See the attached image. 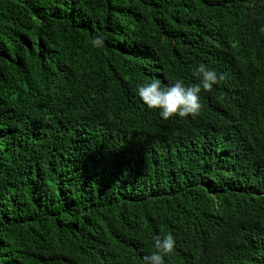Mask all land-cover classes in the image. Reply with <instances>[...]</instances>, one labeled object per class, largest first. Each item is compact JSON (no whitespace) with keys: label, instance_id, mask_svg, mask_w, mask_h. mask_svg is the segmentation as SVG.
<instances>
[{"label":"trees","instance_id":"1","mask_svg":"<svg viewBox=\"0 0 264 264\" xmlns=\"http://www.w3.org/2000/svg\"><path fill=\"white\" fill-rule=\"evenodd\" d=\"M199 63V115L136 96ZM162 233L165 264H264V0H0V264H143Z\"/></svg>","mask_w":264,"mask_h":264},{"label":"clouds","instance_id":"2","mask_svg":"<svg viewBox=\"0 0 264 264\" xmlns=\"http://www.w3.org/2000/svg\"><path fill=\"white\" fill-rule=\"evenodd\" d=\"M105 41L102 34H95L91 43L94 48H103ZM193 74L198 83L186 84L183 79H176L164 86L159 78L153 76L137 85L135 94L147 109L157 110L163 120L195 117L203 108L202 94L219 85L224 75L205 63L197 64ZM175 246L176 239L172 233L157 234L153 238L154 251L143 257V264H165V258L173 253Z\"/></svg>","mask_w":264,"mask_h":264}]
</instances>
